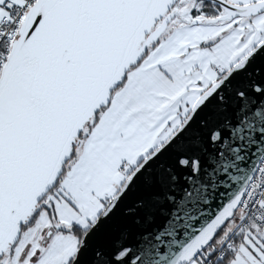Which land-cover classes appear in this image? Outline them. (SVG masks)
<instances>
[{
    "label": "snow or ice",
    "instance_id": "snow-or-ice-1",
    "mask_svg": "<svg viewBox=\"0 0 264 264\" xmlns=\"http://www.w3.org/2000/svg\"><path fill=\"white\" fill-rule=\"evenodd\" d=\"M0 264H264V0H0Z\"/></svg>",
    "mask_w": 264,
    "mask_h": 264
}]
</instances>
